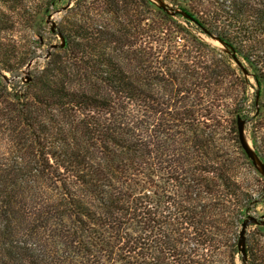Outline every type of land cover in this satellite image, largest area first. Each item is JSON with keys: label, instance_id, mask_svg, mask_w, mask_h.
Instances as JSON below:
<instances>
[{"label": "trees", "instance_id": "16d2710c", "mask_svg": "<svg viewBox=\"0 0 264 264\" xmlns=\"http://www.w3.org/2000/svg\"><path fill=\"white\" fill-rule=\"evenodd\" d=\"M51 2L0 0V264H128L144 241L150 263L187 264L186 241L234 236L255 202L237 176L243 91L229 96L246 81L193 31L264 86V0H182L187 27L150 0H75L64 46L6 83L31 58L16 28Z\"/></svg>", "mask_w": 264, "mask_h": 264}, {"label": "rangeland", "instance_id": "374dc122", "mask_svg": "<svg viewBox=\"0 0 264 264\" xmlns=\"http://www.w3.org/2000/svg\"><path fill=\"white\" fill-rule=\"evenodd\" d=\"M51 1V5L49 6L47 13H41L40 15L34 17L33 26L31 28L29 27L30 22L28 21L27 16L24 18V20L21 21V25H19L18 28H16V31L14 32L13 36L18 42L19 52H26L31 54V58L29 61H32V65L30 66V68L27 69L26 64L22 69L19 70L18 74L13 77H11L10 74L5 73V76L10 80L16 77V79L12 80L11 82L15 83L18 87H22L24 84H26V77H30L31 74H33L43 66V64L47 60L45 59V56L49 47L51 45H59L61 43L57 33L51 31V22L55 24V29L58 31L60 27L66 26V21L72 19L73 15L71 9L75 5V0ZM150 1L153 2L155 5L159 4V2H163L164 5L167 6L168 11H177L176 14L171 17L177 20V22L187 27L183 22V20L187 17H183L182 12L180 11V7L182 6V0ZM67 5L68 7L66 9H63ZM30 12L31 11H29L28 13ZM48 16H51L49 22H47ZM193 33H195V35L200 40L212 47L216 51V53L222 54V56L224 57L222 58L224 60L226 59L230 66L235 70V76L237 77L236 80L246 81V86L244 89L241 88L239 83H237L236 81V83H234L236 91L229 92V96L231 97H233L235 94L240 95L241 90L243 91V94L241 95H244L240 96L242 97L241 99L237 98V101L239 99V101L241 102V107L238 114L232 116V119L236 120V117L239 116L241 119L245 120L244 131L246 140L249 146L254 149L258 157L261 158V155H264V86H258L256 84L253 71L246 65L243 60L238 59L246 74L242 72L241 68L233 61L231 57L232 52H230L226 47L214 41L208 35L196 33L195 31H193ZM56 49H50V54ZM226 51H229V53H227ZM227 85L228 83L225 82L223 85L224 89L227 87ZM223 93L226 92L223 91ZM223 101H226L227 103H232V101H229V98ZM220 115L222 116V121L224 120L227 122L231 120L230 116H227L225 114ZM222 125H225V123H223ZM234 126L236 128V123H234ZM224 133L225 132L222 131L221 135H224ZM237 141L238 146L240 147L238 136ZM241 151L244 154L242 149ZM246 161L250 162L247 158ZM237 176L239 181H241V183L245 187H247L249 192L255 198V202L242 211L241 222L248 216L264 218V179L255 170L252 164L250 167L244 165L241 169L238 170ZM239 229L240 225L238 230H236L234 236H232V234L227 233L217 234L219 243H217V246L209 250L198 249L191 242L186 241L184 250L186 258H188L187 264H244L242 262L241 254L237 249ZM130 234L132 238H144L147 235L146 233H139L134 230H132ZM245 237L246 250L248 248H264V227H248L246 230ZM143 243V249H140L136 253V256H132L133 259L128 258V264H153L150 263L149 260H147V257H150V255H152L151 247L153 246V244L150 241H144ZM160 263L161 260L158 259L156 264ZM113 264L120 263L115 262Z\"/></svg>", "mask_w": 264, "mask_h": 264}, {"label": "water", "instance_id": "95a60500", "mask_svg": "<svg viewBox=\"0 0 264 264\" xmlns=\"http://www.w3.org/2000/svg\"><path fill=\"white\" fill-rule=\"evenodd\" d=\"M69 4V3H68ZM157 8L162 10L163 12L167 13L168 15L170 16H174L176 14V12H170L168 11V8L166 5H164L163 2H159V4H156ZM68 7V5L66 7H64L63 9H66ZM183 17H187L184 13H182ZM50 18L51 16H48L47 17V22L50 21ZM52 28H51V31L52 32H56L61 43L59 45H51L49 47V49L47 50V54L45 56V59H48L49 56H50V49H58V48H62L64 46V39L63 37L57 32V30L55 29V24L52 23ZM209 37L211 39H213L214 41L220 43L221 45H224V43L219 40L217 37L215 36H212V35H209ZM227 53H229V51H226ZM233 61L241 68L242 72L245 73V71L243 70L240 62L238 61L237 57L235 56L234 53H232L231 55ZM32 65V61H29L26 65V68H30V66ZM246 74V73H245ZM28 75V74H27ZM2 79L6 82V83H9L11 82L12 80L16 79L13 78V79H8L6 76H2ZM27 79V83L29 82L30 80V77L27 76L26 77ZM244 125H245V120L244 119H241L240 117H237L236 119V129H237V136H238V140H239V144H240V147L241 149L243 150L246 158L250 161V163L253 165V167L255 168V170L262 176V178L264 179V163L260 160V158L258 157V155L256 154V152L254 151V149H252L247 140H246V137H245V131H244ZM250 226H259V227H264V218L261 217V218H256V217H253V216H248L246 219H244L241 224H240V229H239V232H238V239H237V249L239 251V253L241 254V257H242V262L244 264H247V253H246V249H245V243H246V240H245V235H246V230L248 227Z\"/></svg>", "mask_w": 264, "mask_h": 264}]
</instances>
